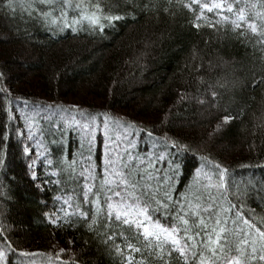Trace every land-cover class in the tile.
I'll use <instances>...</instances> for the list:
<instances>
[{"label":"trees","instance_id":"trees-1","mask_svg":"<svg viewBox=\"0 0 264 264\" xmlns=\"http://www.w3.org/2000/svg\"><path fill=\"white\" fill-rule=\"evenodd\" d=\"M88 2L97 0H85V6ZM248 3L256 5L250 22L264 31V20L255 15L264 13V0ZM190 4L101 0L105 14L124 17L111 27L102 21L101 33L87 22L77 32L60 31L51 20L56 13L41 0H12L11 7L0 0V89L5 90L0 92V157L6 161L0 169V237L11 246L0 239L5 251L0 264H122L115 248L119 245L127 256L125 240L120 235L107 240L119 232L143 247L127 226H109L104 212L93 222L96 209L83 201V178L73 182L65 170L75 159L76 173L91 167L99 187L109 151L106 136L121 148L133 141L142 159L175 152L168 148L172 141L187 145L177 157L182 174L168 189L173 198L202 193L207 200L211 194L225 207L226 201L242 206L264 227V36L246 26L234 30L230 23L209 27L219 19L215 12L205 10L197 20L200 8L189 10L185 5ZM42 13H50L47 20ZM77 15L68 11L70 20ZM197 23L200 27H193ZM102 114L109 116L108 132L102 124L89 129L91 116L99 123ZM225 117L232 119L225 123ZM29 128L35 136L31 141ZM25 144L34 149L31 157L23 153ZM37 151L40 158L30 171ZM201 157L229 169L227 191L201 187L208 181L195 170L216 171ZM161 167L168 166L156 164ZM212 179L217 182V176ZM80 210L89 213L87 222ZM133 256L144 264H162L147 252ZM169 264L183 260L173 253Z\"/></svg>","mask_w":264,"mask_h":264},{"label":"snow or ice","instance_id":"snow-or-ice-1","mask_svg":"<svg viewBox=\"0 0 264 264\" xmlns=\"http://www.w3.org/2000/svg\"><path fill=\"white\" fill-rule=\"evenodd\" d=\"M41 3L53 9L55 7V0H41ZM61 4L63 10L60 16L52 20L60 31L68 28L77 32L87 22L91 31L98 30L102 33L105 30V23L102 21L111 27L115 21L124 18L120 15L105 14V7H101V0H97L95 4L88 2L87 6H85V0H61ZM193 5H198L200 8V16H197V20L203 18L205 10L209 13L215 12L219 17L215 22H209V27L230 23L234 30L246 26L252 33L264 36V31H258L257 23L249 20V14L256 5L249 4L247 0H232V2L213 0L211 4L192 0V4L185 7L192 10ZM234 5L243 6H240L237 11ZM7 6H12V0H7ZM73 9L78 15L69 20L68 11ZM224 13L231 14L234 18ZM41 15L47 20L50 13ZM255 15L264 20V13L257 12ZM193 27L199 28L200 25L197 23ZM0 77H3V73H0ZM4 91L0 89V92ZM212 96L215 97L216 93L213 92ZM73 108L78 112L82 111L79 106H73ZM102 116L103 119L99 123H96L95 116H91L89 129L94 127L99 130L102 124L104 132L107 133L109 116L107 114ZM231 119V117H225L224 122L228 123ZM20 135L23 136V132ZM146 135L151 137L153 133L148 131ZM27 139L29 141L35 139V136L31 135L30 128ZM105 139V149L109 151L106 152L103 180L99 187L91 167H82V170L76 173L74 167L76 161L73 159L65 170L68 171L73 182H76L79 177L83 178V201L96 209L91 216L93 222L96 221L99 212H104L109 226L113 222L127 226V229L135 234L137 242H142L143 247H136L123 232L113 233L107 237L108 241H112L116 235H120L125 240V248L129 253L127 256H123L124 250L119 245L115 248V251L123 257L122 264H144L143 260L135 261L133 253L143 255L145 252L149 256L155 255L162 264H169L173 253H178L183 264H264V227L257 226L253 219L246 216L242 206L226 201L228 206L225 207L211 194L205 200L202 193L200 195L181 194L182 199L176 200L168 191L174 182H178L182 174L177 157L181 150L187 151V145L172 141L168 148L175 149V152L166 150V152L158 155L153 153L142 159L134 152L133 141L126 140V146L121 148L119 141L109 144L107 142L109 138L106 136ZM89 150H91V144ZM33 151L34 149L28 144L23 146L25 156L31 157ZM40 155L41 153L37 151L36 159L28 165L30 171ZM86 159L90 161L91 157ZM201 160L207 161L216 170L211 175L203 173L201 168L195 170L198 178L203 176L208 181L201 187L205 190L215 188L217 191H227L229 169L218 162L209 160L208 157H201ZM161 162L167 164V169L156 168V164ZM5 163V159L0 157V169L5 166ZM214 175L217 176L215 183L212 179ZM32 179H37L34 171H32ZM153 181H155V187ZM161 190H163L162 196ZM157 213L162 214L163 219L169 223H162ZM80 216L85 222L90 219L89 213L83 210H80ZM50 222L57 223L58 218L55 220L50 218ZM92 227L93 224H89V228ZM0 239H3L4 245L10 249L7 238L0 237ZM165 247L169 249L167 253L164 252ZM61 251L63 252V249ZM22 255L35 254L22 253ZM4 257L5 251L0 248V261Z\"/></svg>","mask_w":264,"mask_h":264},{"label":"rangeland","instance_id":"rangeland-1","mask_svg":"<svg viewBox=\"0 0 264 264\" xmlns=\"http://www.w3.org/2000/svg\"><path fill=\"white\" fill-rule=\"evenodd\" d=\"M27 1H29V0H27ZM202 1V0H201ZM203 1H205V2H207V3H209V4H211L212 2H213V0H203ZM229 2H230V0H228ZM247 2H248V0H247ZM46 5V4H45ZM48 6V5H47ZM241 6H243V5H241ZM48 8V10H49V12H53V13H56L55 14V16H53L54 18L53 19H56L57 17H59L60 16V12L63 10V6H62V4H61V0H55V7H54V9H53V7H47ZM51 9V10H50ZM53 19H51V20H53ZM69 19V18H68ZM70 20V19H69ZM60 23H62L61 21H60ZM195 104H196V101H195ZM32 135L34 134L33 132L31 133ZM35 165H33V167H34ZM68 208H69V206L67 205V206H65L64 207V209H62V211L64 212V213H68L67 212V210H68ZM53 220H55V219H53ZM53 224H56V223H53ZM58 250H62V247H59V249ZM59 251V252H60ZM63 251H66L65 249L63 250Z\"/></svg>","mask_w":264,"mask_h":264}]
</instances>
